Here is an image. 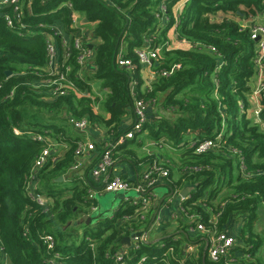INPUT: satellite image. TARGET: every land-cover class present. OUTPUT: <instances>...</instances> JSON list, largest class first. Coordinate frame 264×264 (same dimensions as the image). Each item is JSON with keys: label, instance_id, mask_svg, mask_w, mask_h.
Segmentation results:
<instances>
[{"label": "trees", "instance_id": "1", "mask_svg": "<svg viewBox=\"0 0 264 264\" xmlns=\"http://www.w3.org/2000/svg\"><path fill=\"white\" fill-rule=\"evenodd\" d=\"M61 1L31 0L30 12L23 17L29 24L24 34L18 26L9 28L0 12V264L4 257L9 264H50L55 254L58 264H112L121 251L126 264H264V251H258L264 230L261 234L254 229L264 209V88L259 97L261 122L256 123L248 116L256 50L245 25L263 14L264 0H185L180 8L179 0H70L86 24H93L92 63L78 77L71 58L74 88L50 100L44 87L33 84L46 77L44 28L38 24L60 19L67 32L74 31L67 8L59 7ZM161 2L165 20L157 15ZM217 13L224 16L217 20ZM172 28L184 45L159 50L150 64L155 77L143 87L142 64L134 51L150 35L154 44L169 42ZM119 52L132 61L133 69L118 65ZM97 81L102 96L92 92L91 84ZM137 99L152 106L158 101L162 114L147 112L141 129L125 138L134 123L122 129V117ZM69 115L104 126L117 137L116 146H106L114 159L136 156L134 148L142 144L135 138L139 132L176 148L178 178L172 179L173 168L165 164L164 182L172 192L192 185L181 201L185 215L196 216L207 230L233 235L234 246L217 261L208 259L205 246L186 254L184 245L196 241L187 231L194 221L183 232L126 244L124 237L148 228L155 208L150 207L148 219L142 221L135 216L139 204L126 200L111 215L95 220L91 216L86 223L82 216L97 205L89 197L91 178L72 172L73 186L66 197L55 181L60 175L65 178L76 161L77 138L65 134L70 132ZM15 127L22 133L15 134ZM31 133L43 134L45 142L33 140ZM218 135V147L195 152L194 143ZM54 142H67L68 148L38 172L37 192L50 200L39 204L27 193L30 168L43 146ZM76 220L83 226L79 235L78 228L67 229ZM47 234L54 239L49 247L43 239Z\"/></svg>", "mask_w": 264, "mask_h": 264}, {"label": "built area", "instance_id": "2", "mask_svg": "<svg viewBox=\"0 0 264 264\" xmlns=\"http://www.w3.org/2000/svg\"><path fill=\"white\" fill-rule=\"evenodd\" d=\"M31 0H0V12L6 25L9 28L19 27L20 32L24 34V31L28 29L29 24L23 21L25 11L30 12ZM59 7L67 8L69 12V18L71 22L69 24L70 29L74 31H66L64 25L61 24L60 19L55 20L50 23H39L38 26L44 28L42 32L45 39V53H46V66L45 74L46 77L42 80L33 82L35 87H44L47 92L48 98L51 100L53 98L64 96L69 93L70 90L74 88V82L69 77L72 70L70 64V59L74 58L77 64V74L78 77L82 76V70H84L90 61L92 60L93 51L83 39L81 25H78V12L74 8V4L70 0H63L59 3ZM159 17L165 20V2H161L158 6ZM264 14V12H263ZM256 17L251 20V22L245 25L248 26L249 36L255 42L256 54L254 57L255 65V75L253 79V86L250 94H248L249 102H256L257 105L252 109V117L256 123L261 122L260 113V93L264 88V19L262 21H255ZM241 24L242 21H241ZM77 29V30H76ZM49 30V31H46ZM154 38L152 35L147 37L144 44L135 49V54L138 61L143 66H150L153 60H156L159 50L166 46L165 42L162 45L154 44ZM73 50L76 51L75 56L73 55ZM118 65L122 68L128 70L133 69L134 65L132 61L128 58L123 57L121 52L117 56ZM162 76H167L168 72L162 71ZM155 77V74H154ZM255 80V81H254ZM13 90L7 95L11 97ZM134 113L135 122L131 130L124 134L125 138H132L134 132L141 129L142 124L147 120V110L146 103L137 99L134 102ZM69 121L75 126V128L81 133H87L90 129V124L86 118H75L70 117ZM15 134H21L22 131L19 128L13 129ZM33 140L45 142V136L41 133H31ZM221 135H218L215 139H204L193 144L195 152L198 154L205 153L211 149H214L220 145ZM120 142L121 139H118ZM94 148V143L89 139H79L76 141V146L74 149V155L76 161L70 166V171L75 172L80 165V157L84 156L90 150ZM57 151L54 148L53 143H47L43 146L40 153L35 158L31 168L26 185L27 193L39 204L49 203L43 194L37 192V174L40 169L48 162V160H56ZM58 156V155H57ZM114 163V158L112 150L109 147H104L101 151L99 158L95 161L89 172V178L92 181L97 182L100 185V191L105 192H120L134 190L136 196H129L125 200L129 201L131 204H139L138 208L135 210V216L142 221H146L149 214V209L155 200L153 195L152 187L157 183V181L163 176L167 175V170L158 164L152 165L149 169L142 173L141 179L136 184H132L119 176H109V169ZM245 166L242 164L241 169L244 170ZM249 176V174H246ZM90 198H94L92 190L89 193ZM183 198V197H182ZM96 209V206H92L91 210ZM181 212L185 215V210L181 205ZM189 222L194 221V226L189 227V229H197L200 231H205L209 233L208 245H207V256L210 261H217L221 256H225L229 250L234 246L235 238L233 235L226 231L219 230H207L205 226L197 220L196 216L185 215ZM149 227H141L137 232L140 235L137 236L135 232L131 235L130 243L134 245L138 242H145L149 239L148 236ZM45 244L51 246L54 239L53 236L47 234L43 237ZM122 252V251H121ZM121 252L115 255V262L112 264H126L122 259ZM58 255L55 254L56 258ZM53 258L50 260V264H58V262ZM145 257H142L139 262L143 261Z\"/></svg>", "mask_w": 264, "mask_h": 264}, {"label": "crops", "instance_id": "3", "mask_svg": "<svg viewBox=\"0 0 264 264\" xmlns=\"http://www.w3.org/2000/svg\"><path fill=\"white\" fill-rule=\"evenodd\" d=\"M184 1L185 0H179L177 2L176 8L177 7L180 8ZM218 14L219 13H217L216 16ZM216 16L214 17L215 19H217ZM261 16L264 19V14H260V15L256 16V19L261 17ZM77 21H78V25L82 26L81 30H82V36H83L84 41L91 47L92 42L94 41L93 35H92V25L93 24L92 23L86 24V21H84V16L80 13L78 14ZM168 38H169V42L167 43L168 48L174 47V46L184 45L182 42H179L175 39L176 38V32H175L174 28L170 29V31L168 32ZM90 63H92V60L90 61ZM152 69L153 68L150 66H145V65L143 66L142 65L141 74H142V77L144 79L143 87L153 81L154 70H152ZM98 85L100 86V82H98V81L91 84L92 92H95L93 90L94 86H98ZM249 104H250V106L248 109V112H249L248 116H252V114H251L252 109L254 108V106L257 105V103L256 102H249ZM151 111L153 112V110H151V109L148 110L147 112L150 113ZM153 113H154V117L159 116L157 114L156 110ZM70 117L71 116L69 115L68 121H67L68 129L70 130V132L66 131L65 134L71 135L72 137L76 136L77 140L87 138L91 142L94 143V148L92 150H90L88 153H86L84 156L80 157V159H79L80 165L76 169V173L78 175L84 174L86 176L88 175V177H89L90 169L93 166V164L95 163V161L99 158L102 149L104 147L110 146L112 144L114 146H116L117 145L116 144L117 137H115L112 134H108L107 129L104 128V126H100L98 124L91 125L90 129L87 131V133H81L75 128V126L73 124L70 123V121H69ZM135 119H136V117H135L134 109L131 108V110L125 116L122 117L121 128L125 129V128L131 126L135 122ZM135 138L142 143L141 146L138 147L139 149L134 148L136 151V156L135 157H129L128 156V158H126V157L122 158V157H120V155H117L118 157H115L114 163L112 164L111 168L109 169V173H108L109 176H119V177L124 178L125 180H127L128 182H130L132 184H136L137 182L140 181L142 173L145 170L149 169L152 165L158 164L162 167H165V164H167L173 168L172 179L178 178L179 174H178V171L176 170V168H177L176 166H177V162H178V150L176 148H174L168 144H165L161 141L150 140L145 132H139L137 135H135ZM143 142H145V143H143ZM164 146H168L171 150L174 149L173 151H175L174 153L177 155L175 159H172L170 157L162 158V155L160 153H158L157 151L161 148H165ZM54 148L57 151L58 156H60V158H61L68 148V143L67 142H60V143L54 142ZM75 159L76 158H74V160ZM69 170L70 169H68V171L66 172L65 178H64V176H62L63 180L66 179V180L70 181V175L72 172ZM93 183H94V186L92 187V192L94 195V199H96V194H101L102 191H100V189H99L100 185H98L97 182L93 181ZM157 185H165L169 189V186L164 182L163 178H160L154 186H157ZM154 186L152 188H154ZM185 187H190L191 189L193 188L192 185H185L180 190L175 191V192H172L170 189L169 190L167 189L166 192H168V194H166L164 196L163 195L158 196L155 193L153 194L155 196V200L153 201L151 208L153 206L155 208L153 207L154 209H153V212L151 213V216L155 212H157V213H156V217H155L154 221L149 226L148 236H149L150 240L156 241L161 236H163L165 234H171V233H175V232L180 233V232H183V230H185L186 225L189 223V220L181 212V209H180L181 204H182L181 203L182 197L180 196V192ZM170 192H171V194H170ZM68 195H70V193L65 195L64 197H66ZM122 197H123V200H125L129 196L123 195ZM162 197H165V199L159 204ZM98 209H99V205L97 203L96 209L89 211L87 214H84L83 216H86V218L82 216V219H86V223H87V221L89 222L91 220L90 217L93 216L94 212L97 211ZM151 216H150V218H151ZM78 222H80V220L76 221V223H78ZM260 222L262 223L261 230H264V227H263L264 209H262L260 211V215L257 219V222L254 225V229L257 233H260V231H258ZM256 225H257V227H256ZM82 227L83 226L81 224L78 225V235L81 234ZM187 231L193 237H195L194 240H196V241H192L190 243V245H187V248L185 249L186 254L199 251V249L202 246H205V248L207 247L208 239H209V233H207L205 231H200L197 229H189V227H188ZM258 251L263 253L264 243L259 248ZM2 264H9L7 262V260L5 259V257L2 258Z\"/></svg>", "mask_w": 264, "mask_h": 264}, {"label": "rangeland", "instance_id": "4", "mask_svg": "<svg viewBox=\"0 0 264 264\" xmlns=\"http://www.w3.org/2000/svg\"><path fill=\"white\" fill-rule=\"evenodd\" d=\"M223 15L221 14V13H219L217 16H216V18L219 20V19H221V17H222ZM263 20V18H262V16L261 17H259V18H257L255 21H257V22H259V21H262ZM98 88V89H97ZM101 88H100V86L98 85V86H94V91L95 92H93L94 94H98V95H100L102 92H101V90H100ZM101 96H102V94H101ZM153 110V112L156 110L157 111V114L158 115H160V114H162V111H161V109H160V107H159V104H158V101L157 102H154V104H153V106L152 105H150L149 103H147L146 104V110L148 111V110ZM165 113V115L166 114H170L169 112H164ZM222 135V134H221ZM151 140V139H150ZM143 143H145V142H143ZM165 148H161V149H159L157 152L158 153H160L161 155H162V158H165V157H170V158H172V159H175L176 158V154L174 153L175 151H173V150H171L168 146H164ZM189 147V144H187L186 146H184V147H182L181 148V151L183 150V151H185L187 148ZM158 148V147H157ZM168 149V150H167ZM71 172H73V171H71ZM69 176V175H68ZM70 177H71V175H70ZM59 183V187L62 189V193H61V195L62 194H69L71 191L70 190H68L69 188H71L72 186H73V183H72V181L70 180H62V181H59L58 182ZM40 184V186L42 187V185H41V183H39ZM39 186V187H40ZM167 189H168V187L167 186H165V185H157V186H155L154 188H153V194L155 193L156 195H158V196H161V195H166V194H168V192H166L167 191ZM169 190V189H168ZM222 191H224V190H222ZM123 195H127V196H136V192L134 191V190H128V191H120V192H112V191H110V192H105V191H102V193L101 194H96V201H97V203H98V205H99V209L97 210V211H95L94 212V215H93V217H94V220H95V218L96 217H98V216H109V215H111L112 213H113V211L119 206V204L122 202V200H123ZM61 198V197H60ZM59 198V199H60ZM76 221H78V220H76ZM76 221H70L69 222V224L67 225L68 226V228L67 229H69L70 231H71V229H73V228H78V223H80V222H78V223H75ZM256 227H257V225H256ZM263 227H264V224H263ZM261 228H262V223L260 222L259 223V228H258V231H260V233L262 234L263 233V230H261ZM264 235V234H263ZM153 237V236H152ZM264 237V236H263ZM69 238H72V236H70ZM77 238V237H76ZM77 240V239H76ZM259 253L260 254H263L262 252H260L259 251Z\"/></svg>", "mask_w": 264, "mask_h": 264}, {"label": "water", "instance_id": "5", "mask_svg": "<svg viewBox=\"0 0 264 264\" xmlns=\"http://www.w3.org/2000/svg\"><path fill=\"white\" fill-rule=\"evenodd\" d=\"M84 21H86V18H84ZM240 23H241V21H240ZM92 47V46H91ZM11 71L10 70H6L5 71V74L7 75V76H9V75H11ZM63 180V177L60 175V176H58L56 179H55V181H57V182H59V181H62ZM191 191V188L190 187H185V188H183L182 190H181V192H180V196L181 197H185L189 192ZM170 194H171V192H170ZM165 199V197H162L161 198V200H160V202H159V204L163 201ZM156 213L157 212H155L152 216H151V218H150V221H149V223H148V227L152 224V222L154 221V219H155V217H156ZM83 217H85L86 218V216H83ZM88 222V221H87ZM136 235L137 236H139L140 235V232H137L136 233ZM130 236H127V237H124L123 239H122V242H124V243H126V244H129L130 243ZM187 248V245L185 244V246H184V250Z\"/></svg>", "mask_w": 264, "mask_h": 264}]
</instances>
